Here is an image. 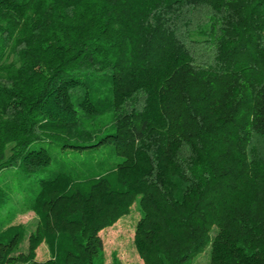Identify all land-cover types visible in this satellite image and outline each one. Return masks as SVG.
Returning <instances> with one entry per match:
<instances>
[{
  "label": "trees",
  "instance_id": "1",
  "mask_svg": "<svg viewBox=\"0 0 264 264\" xmlns=\"http://www.w3.org/2000/svg\"><path fill=\"white\" fill-rule=\"evenodd\" d=\"M4 170L0 264H104L132 207L143 264H264V0H0Z\"/></svg>",
  "mask_w": 264,
  "mask_h": 264
},
{
  "label": "rangeland",
  "instance_id": "2",
  "mask_svg": "<svg viewBox=\"0 0 264 264\" xmlns=\"http://www.w3.org/2000/svg\"><path fill=\"white\" fill-rule=\"evenodd\" d=\"M12 170L0 173V186L6 190L7 196L19 199L18 205L11 204L0 209V231L13 225H23L26 232L34 230L37 222L34 214H19L28 205L34 191L33 182H21L13 176ZM19 196V198L17 196ZM140 215L134 207L130 212L120 217L113 225L99 232L103 243L104 264H143L134 246V228ZM26 238L14 252V255L26 252ZM49 258V253L44 245L36 251V260L43 262ZM209 248L206 247L199 255L195 256L191 264H208Z\"/></svg>",
  "mask_w": 264,
  "mask_h": 264
}]
</instances>
